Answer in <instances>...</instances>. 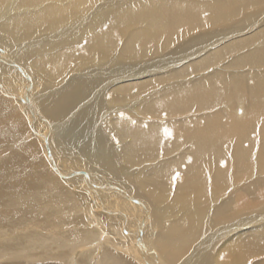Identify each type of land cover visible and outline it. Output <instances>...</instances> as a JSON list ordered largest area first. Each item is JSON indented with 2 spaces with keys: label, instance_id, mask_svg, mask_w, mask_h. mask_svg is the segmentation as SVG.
Listing matches in <instances>:
<instances>
[{
  "label": "bare ground",
  "instance_id": "1",
  "mask_svg": "<svg viewBox=\"0 0 264 264\" xmlns=\"http://www.w3.org/2000/svg\"><path fill=\"white\" fill-rule=\"evenodd\" d=\"M0 179L6 257L264 264V0H0Z\"/></svg>",
  "mask_w": 264,
  "mask_h": 264
},
{
  "label": "rangeland",
  "instance_id": "2",
  "mask_svg": "<svg viewBox=\"0 0 264 264\" xmlns=\"http://www.w3.org/2000/svg\"><path fill=\"white\" fill-rule=\"evenodd\" d=\"M222 29V28H221ZM212 36V35H211ZM188 38H190V36L188 37ZM187 39V38H186ZM186 39H183V40H180V41H178L177 42V44H175V46L174 47H176V46H180L182 43H185V42H187L188 40H186ZM193 46H195V45H193ZM178 50H184V49H178ZM177 52V53H179L177 56H180L181 55V52ZM183 55V54H182ZM157 56H158V54H157ZM184 56V55H183ZM182 56V57H183ZM75 61V60H74ZM74 62L73 63H69L68 64V67L66 68V73H68L69 74V72H73L74 71ZM71 72V73H72ZM44 85V84H43ZM59 84H56V85H54V84H52L51 85V87L52 88H54V87H57ZM231 111H232V109H231ZM234 112V111H233ZM25 171V173L26 174H28V173H30L31 172V170H29V169H24L23 168V166H21V171ZM1 180V179H0ZM16 181H18V180H16ZM9 181H7V183H8ZM0 184H1V181H0ZM14 191H17L16 190V187L15 188H11V189H7V193H9V192H14ZM261 200L263 201V203H264V199H263V197H261ZM258 203V202H257ZM249 212V211H248ZM8 217H9V215H7ZM29 216V217H28ZM28 216H25V215H22V217H24V218H22L21 220H19V221H17V224L16 225H11V224H5V222H4V220L3 219H1L0 220V233H2L3 232V235H1V236H3V242H10V240L13 238V237H15V235L14 234H18V235H16V236H21V235H29V233H32V229H34V228H31V227H33V225L32 224H30V218H33L31 215H28ZM27 217V218H26ZM5 219H7V217L5 218ZM37 219H38V217L36 218V221H37ZM3 220V221H2ZM8 221H9V219H8ZM11 221V220H10ZM2 222H3V224H2ZM67 221H65V224L67 225V223H66ZM8 223V222H7ZM12 226V227H11ZM21 227V228H20ZM25 227V228H24ZM10 228V229H9ZM28 229V230H27ZM15 230V231H14ZM14 231V232H13ZM12 232V233H11ZM9 233V234H8ZM14 233V234H13ZM13 235V236H12ZM11 236V237H10ZM2 239V238H1ZM83 241V240H82ZM190 252H191V250H190ZM48 256V255H47ZM49 257H46V256H37L36 257V255H30L29 257H27V256H25V257H21V256H19V258L18 259H16V258H14L12 255L10 256L9 255V257H6V255H0V264H63V262H64V264H71L70 262H69V260L67 259H65V257H63L64 259V261L63 260H61V258H58L57 260L56 259H51V258H49ZM75 264H84L83 263V261H81V258H77L76 259V261H75Z\"/></svg>",
  "mask_w": 264,
  "mask_h": 264
}]
</instances>
